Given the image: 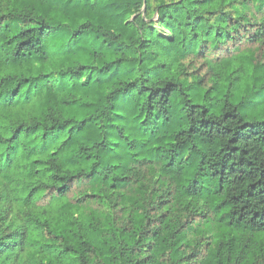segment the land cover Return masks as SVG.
Returning <instances> with one entry per match:
<instances>
[{
    "label": "trees",
    "instance_id": "obj_1",
    "mask_svg": "<svg viewBox=\"0 0 264 264\" xmlns=\"http://www.w3.org/2000/svg\"><path fill=\"white\" fill-rule=\"evenodd\" d=\"M0 264H264V0H0Z\"/></svg>",
    "mask_w": 264,
    "mask_h": 264
}]
</instances>
